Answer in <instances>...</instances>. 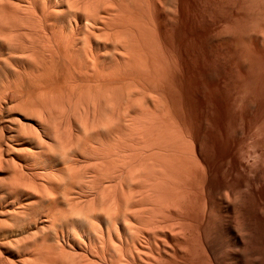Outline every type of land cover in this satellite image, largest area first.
Instances as JSON below:
<instances>
[{"label":"bare ground","instance_id":"1","mask_svg":"<svg viewBox=\"0 0 264 264\" xmlns=\"http://www.w3.org/2000/svg\"><path fill=\"white\" fill-rule=\"evenodd\" d=\"M165 1L0 0V264H162L184 239L204 167L164 99Z\"/></svg>","mask_w":264,"mask_h":264},{"label":"rangeland","instance_id":"2","mask_svg":"<svg viewBox=\"0 0 264 264\" xmlns=\"http://www.w3.org/2000/svg\"><path fill=\"white\" fill-rule=\"evenodd\" d=\"M162 1L163 5L166 1ZM179 1L177 11L181 14H176L182 17L176 15L177 20L176 16L172 19L174 15L165 7L167 4L162 6L172 16H169L173 20L171 28L167 26L170 20L164 10L156 20L160 24L155 22L156 29L164 28L163 33L176 29L166 36L160 29L158 32L154 29L155 37L159 33L156 38L160 36L161 46L164 40L166 46L174 40L170 42L171 49L166 46L163 49L170 52L177 49L173 60L178 63L171 64L178 69L171 65V74L167 75L176 82L167 77L164 82L171 94L165 95L167 91L163 92L166 90L163 88L162 95L164 99L171 96L172 100L168 97L165 100L168 104L172 102L171 111L177 113L173 117H179L177 123L184 135L191 132L185 136L189 135L186 138L193 144L195 156L200 151L196 159L204 168L203 173L200 167L196 169L198 177H191L192 185L186 194L190 200H184V204H190L184 205L182 213L181 226L185 225L187 237L178 238L179 245L171 241L170 255L167 253L170 257L165 256L162 264H264V0ZM159 16L169 20L162 21L166 25L163 28ZM62 208L59 210L65 209ZM206 225L209 228L203 227Z\"/></svg>","mask_w":264,"mask_h":264}]
</instances>
